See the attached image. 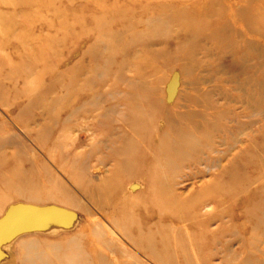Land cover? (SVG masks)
<instances>
[{"label":"rangeland","instance_id":"rangeland-1","mask_svg":"<svg viewBox=\"0 0 264 264\" xmlns=\"http://www.w3.org/2000/svg\"><path fill=\"white\" fill-rule=\"evenodd\" d=\"M205 1L16 0L11 4L0 0V16L16 19L10 44L0 46V264H22L25 251L21 240L28 238L27 233L43 230L42 223L50 218L53 226L60 228L77 223L75 229L87 233L85 245L105 254L109 264H132L135 257L115 255L91 234L96 220L107 226L109 237L146 264H264V229L252 235L253 221L245 217L251 213L246 193L235 197L238 205L230 197L227 202L222 199L236 194L232 184L227 188L233 180L227 178L228 174L219 168L195 174L203 166L192 161L170 170L168 157H164L163 171L168 177L161 191L163 206H157L150 201L151 177L148 174L145 180L140 179L147 168L142 172L128 166L123 150L118 149L129 135L113 131V126L118 128L121 122L112 118L126 119L123 103L128 93L156 96L171 89L175 95L182 89L188 93L182 85L181 71L173 72L181 65L211 95L217 114L206 130L211 140L231 141L232 131L238 126L232 120L247 121L248 116L255 115L251 105L258 109L257 123L252 131L250 128L240 136L243 140L233 146H219L228 147L222 163L226 167L234 165L238 176L247 174L242 165L251 151L248 135L261 138L264 134V0H212L208 2L211 6ZM224 2L255 12V42L249 38L251 24L239 31L232 26L225 34L216 33L212 24L220 20ZM193 23L204 29L184 36ZM241 54L248 60L244 65L246 76L239 71ZM112 106L115 111L107 119L103 114ZM178 124L184 127L189 122ZM166 131L169 137L165 140L173 144L177 132L171 128ZM44 163L50 174L72 191L80 189L69 175L71 170L93 185L109 180L113 187L108 209L119 223L132 224L131 231L139 240H153L158 260L136 251L101 211L94 209L95 215L72 212L69 216L68 209L59 205L19 203L15 189L3 181L11 180L16 164H32L36 175L45 178L47 170L40 168ZM149 170L154 172L150 166ZM42 181L45 186L47 180ZM50 183L45 187L51 188ZM205 184L218 198L194 217V210L187 212L181 206L199 196ZM232 202L235 216L225 212ZM144 207L153 208L147 213ZM206 212H210L207 218ZM222 214L221 220L211 222ZM79 223L85 227L80 229ZM59 238L63 237H55ZM82 261L101 264L96 254Z\"/></svg>","mask_w":264,"mask_h":264},{"label":"bare ground","instance_id":"bare-ground-1","mask_svg":"<svg viewBox=\"0 0 264 264\" xmlns=\"http://www.w3.org/2000/svg\"><path fill=\"white\" fill-rule=\"evenodd\" d=\"M7 1H10L11 4L16 3V0ZM211 1L212 0H206V5L211 6V4L208 3ZM254 13L255 12H250V8L248 9L247 7L245 8L242 6L235 8L229 3L224 2L219 14L221 16L219 17L220 20L212 24V27L216 33L225 34L227 31L231 30L230 28H232V26L237 28L236 31H239L245 27V25L251 24V28H248L250 30L249 38L250 42H255L256 38L254 35L257 33V28L254 26ZM15 21L16 19L8 18L3 15L0 16V46H3V44H10L11 35L16 28ZM199 27L200 26L195 23L191 24V28H189L188 33L184 34V36H188L192 32L195 33V31L202 32L201 29H204V27ZM194 39L195 38H192V41ZM239 60H241V63L239 64L240 74L246 76L247 74H245L246 70L244 65L248 60H246L245 55L242 54ZM178 70L181 71V78L183 80L182 85L183 87L186 85L185 89H188V93H185L186 91L184 89L179 91L176 95L173 89L168 93L161 92L159 95L156 94V96L152 94L136 95L135 93H128L127 96L124 97L126 102L123 103L125 111L127 112L126 114H123L126 119L111 117L112 112L114 113L115 111L114 106L106 109L103 114L105 118H112V121L121 122L120 127L117 128V126H113V131L116 130L115 132H117L118 135L120 133L129 135L127 139L128 141L124 142V144L118 147V149L123 150L127 159L125 163H127L128 166L135 167L134 169H137L138 171L139 169H142V172L143 168H147V171L143 172L140 179L145 180L149 176L151 177L148 178L153 185V194L152 197H150V201L157 206H163L161 203V191L163 190V180L168 177L166 176L167 173L163 171L164 165H162V162L164 157H168L167 165L170 170L177 167L178 164L184 162L190 163L191 161L203 166L202 168H198L195 171V174H204L205 171L207 172L211 171L213 168H219V171L228 174L227 178H231L229 180L233 179L232 183H230V186L227 188H231L233 185L235 190L233 193H236L230 196L227 195L225 197L226 199L224 197L222 199L227 202V197H230L234 202L235 197L237 198L241 193H246L244 198L247 199L248 207L251 205L253 208L251 206L249 207L251 213L245 217L247 218L246 221H253L251 232L253 236H256L259 234V230L264 229V211H262L264 210V140H262L264 139V134L261 135V138H257L256 135L253 134L248 135V139L250 140V142H248L251 144V151L242 165L244 169L243 172L245 171V168H247V174H243L244 176H238L236 174L237 170L233 168L234 165L226 167V165L222 163L224 156L228 152V147L219 149V146H233V144L235 145L243 140L244 138H240V136L246 134L247 130H250V128L252 131V127L257 123V118H255V116L259 113L257 112L258 109L254 105H251V107L254 108L255 115L252 114L248 116L247 121L232 120V122H235L239 127L237 126L236 131H232V137H234H231V141L224 138H221L220 140H211L209 137L210 132L207 131L209 132L207 133L206 130L212 125L210 120L217 118V114L213 112L214 106L211 100V95L209 91L202 87L195 75H192L191 71H186V69L180 65V69L175 68L173 72ZM170 79L171 78H169V80ZM169 80L166 82L167 84L169 83ZM174 85L175 83H173V87ZM241 102L243 103L242 100ZM185 108H187V110H185L186 112H183V109ZM208 111L211 113H208ZM182 120H188L189 124L184 127L180 126L178 122H181ZM125 123L127 128H125ZM203 127L204 129H202ZM170 128L177 132V138H175L174 143L172 142L173 144H170L165 140V137H169V132H167L166 129ZM108 141L111 144L115 143L114 140ZM169 151L173 156H167ZM194 152H197V155L192 157L191 154ZM171 157L174 159H171ZM252 164L253 169L251 168V170H248ZM149 166L154 172L152 170L148 171ZM40 168L42 170H47L48 175L45 174V178L36 175L34 171L36 168L33 167L32 164H30V166L16 164V168L11 170V180L3 181L4 185L15 189L16 195L19 198V203L21 202L30 206H50V204L59 205L60 207L62 206L63 208L68 209L69 216L72 212L76 215L79 212H84L87 215H95V211H101L121 230L123 236L135 246L136 251L146 255V257L151 256L152 259L154 258L158 260L157 251L155 250V247H153V240H143L144 244L139 240V237H137L136 234L132 233V224L129 226L127 222L122 224L119 223L115 214L108 209L110 208L108 205L110 204L108 203V199L111 195V188L113 187L109 180L106 179L99 185H93L91 180H84L79 176H75L73 173L74 171L71 170L69 175L75 185L79 187L78 189H80L77 190V188H74L72 191L66 187L63 180L50 174V170L45 163L40 166ZM256 170H259V172L257 171V173H255ZM38 171H40V169H38ZM251 171L254 172L252 173ZM42 180H47V182H44L45 186L51 182V188H49V186H43L41 184L43 183ZM253 184H256V186L251 188ZM200 190V197L196 196L191 198L189 201L182 204L184 205L183 207L181 206V208L187 212H192L194 210V217L195 215H198V211L207 210L211 203L218 198V196H215L217 193H214V190L209 189L206 184L203 185ZM221 195L222 191H220L219 198H221ZM83 198L86 202L82 200ZM224 201L221 202L225 203ZM233 202L229 203L228 207L226 206L225 212L227 214L235 212L232 206ZM178 203L181 205L182 202L178 201ZM236 203L235 205H238V203ZM151 208L147 209L144 207L147 213L149 210H152ZM246 208L247 207H245V209ZM51 212L53 213L55 211L52 210ZM208 214H210V212H206V218L208 217ZM230 215L235 216L236 214L234 213ZM223 216L224 214L218 216L216 219L213 218L214 221L211 222L219 221ZM62 220L63 219H61V221ZM206 220L207 219H205V222ZM61 221L59 220V222ZM96 221L95 227L91 229L90 233L95 234L98 239H101L107 248H111L113 252L115 251V255L124 253L133 258L135 257V261L132 264H146L144 260L137 257L138 255H135L131 251L129 252L123 244L120 246L115 239L109 237V230L106 228L107 226L101 221ZM57 223H55V225ZM42 225L46 229L44 228L43 230H40V228L29 234L25 233V237L28 238L21 240L23 241L22 248L25 251V257L21 262L22 264H83V257L85 258L94 254L100 259L101 264H109L106 261L105 254H102L99 251H96L95 253L93 246L89 247L85 245L87 233L83 230L80 232L79 229H75L77 223L71 227L67 226L60 228L53 226L52 218H50L47 220L45 219ZM78 226H80V223ZM84 227L85 224L84 226H80V229ZM36 235L42 236L37 237ZM59 235L63 238L56 240L55 237L57 238ZM238 235V232H236L235 236ZM50 236H53V238H46ZM193 247L195 250V246ZM79 257L81 260H78ZM84 264H86V262Z\"/></svg>","mask_w":264,"mask_h":264}]
</instances>
